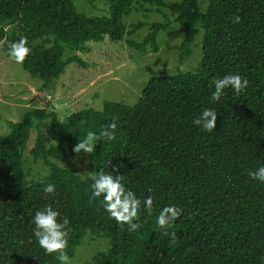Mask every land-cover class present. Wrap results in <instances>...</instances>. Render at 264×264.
<instances>
[{
  "label": "trees",
  "instance_id": "16d2710c",
  "mask_svg": "<svg viewBox=\"0 0 264 264\" xmlns=\"http://www.w3.org/2000/svg\"><path fill=\"white\" fill-rule=\"evenodd\" d=\"M101 1L107 15L78 11L75 0H0V49L6 54L9 41L27 37L32 51L22 68L43 88L67 64L85 67L65 49L128 36L129 48L157 52V35L175 22L184 29L179 62L191 56L197 27L201 60L188 72L151 73L133 106L104 101L100 110H76L62 120L55 111L36 108L10 121L9 133L0 134V264H60L33 235L32 216L46 204L69 221L70 258L87 236L106 241L86 264H264V184L248 176L264 163V0ZM147 5L163 20L152 22L137 41L131 36L145 24L127 25L124 17L148 12ZM235 15L239 23L232 22ZM230 72L246 77L248 87L239 95L228 89L219 102H210L212 82ZM204 107L217 110L212 132L192 124ZM112 122L116 136L97 141L90 169H115L141 199L153 196L152 213H140L135 231L118 225L91 198L90 180L51 162L84 154L73 150L79 139ZM24 155L40 160L47 174L27 181ZM47 183L56 186L54 194L43 192ZM169 203L183 209L175 241L155 226L156 213Z\"/></svg>",
  "mask_w": 264,
  "mask_h": 264
},
{
  "label": "rangeland",
  "instance_id": "374dc122",
  "mask_svg": "<svg viewBox=\"0 0 264 264\" xmlns=\"http://www.w3.org/2000/svg\"><path fill=\"white\" fill-rule=\"evenodd\" d=\"M75 5L78 11L107 15V6L101 0L92 3L75 0ZM146 7L148 12L133 11L124 17L127 25L140 21L145 24L131 36L137 41L146 35L152 22L163 20L154 6ZM163 13L167 11L163 10ZM183 35V27L175 22L168 30L157 35V52L139 53L129 48L125 42L128 36L120 41H111L108 38L97 42L89 41L80 51L65 49L66 56L76 54L81 57L85 67L77 63L67 64L59 77L44 88L41 79L30 76L22 65L12 62L0 49V134L9 133L10 121L21 120L24 112L30 109L46 108L48 111H55L62 120L76 110L88 107L100 110L104 101L133 106L151 73L159 76L172 75L177 71H191L198 66L202 56V29H196L191 56L179 62L177 46ZM42 130L47 132L48 123L43 125ZM51 142V135L47 134L46 144ZM23 161L24 171L28 174L27 181L42 177L48 172L40 160L24 155ZM91 161V153L51 159L54 165L72 169L80 177L91 171ZM105 247L104 239L87 236L71 258L73 264H86L96 251Z\"/></svg>",
  "mask_w": 264,
  "mask_h": 264
},
{
  "label": "clouds",
  "instance_id": "9594fccd",
  "mask_svg": "<svg viewBox=\"0 0 264 264\" xmlns=\"http://www.w3.org/2000/svg\"><path fill=\"white\" fill-rule=\"evenodd\" d=\"M241 17L235 15L233 23H239ZM32 49L28 43V38L20 36L17 40L9 41L6 49L8 58L17 65H22ZM183 70V68H181ZM214 90L210 93V102H219L221 97L230 89L234 94L239 95L249 85L246 77L238 72L225 73L216 78L213 82ZM217 110L212 107H204L199 114L193 118L192 124L198 129L212 132L216 126ZM117 125L110 123L106 128L98 133L89 131L83 139L75 144L74 151L79 153H94L97 141L106 138L111 141L116 136ZM248 176L260 184H264V163H260L254 170L248 172ZM82 180L91 181V198L97 199L104 211L116 221L118 225H127L128 229L135 231L140 226V213L142 211L152 213L154 208L153 196L147 195L141 199L136 192L127 187L123 180V175L115 169L105 171L98 169L89 171L86 176L80 177ZM56 186L47 183L43 187L46 194H54ZM149 193L152 189H148ZM183 209L175 204H164L155 215V226L163 234L173 241L176 240L175 225L182 215ZM60 212L51 204H46L41 209L36 210L32 216L33 235L39 247L46 254H56V259L60 264H73L72 259L65 251L68 244V219H58Z\"/></svg>",
  "mask_w": 264,
  "mask_h": 264
}]
</instances>
